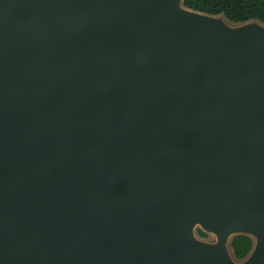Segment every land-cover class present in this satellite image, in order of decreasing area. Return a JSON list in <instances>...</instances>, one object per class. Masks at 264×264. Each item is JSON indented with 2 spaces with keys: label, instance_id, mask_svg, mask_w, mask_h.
I'll list each match as a JSON object with an SVG mask.
<instances>
[{
  "label": "water",
  "instance_id": "95a60500",
  "mask_svg": "<svg viewBox=\"0 0 264 264\" xmlns=\"http://www.w3.org/2000/svg\"><path fill=\"white\" fill-rule=\"evenodd\" d=\"M0 264H264V22L0 0Z\"/></svg>",
  "mask_w": 264,
  "mask_h": 264
},
{
  "label": "trees",
  "instance_id": "16d2710c",
  "mask_svg": "<svg viewBox=\"0 0 264 264\" xmlns=\"http://www.w3.org/2000/svg\"><path fill=\"white\" fill-rule=\"evenodd\" d=\"M189 8L209 14H224L233 22L258 19L264 22V0H185ZM205 235L203 231H199ZM253 241L247 235L235 236L232 247L238 258H244L251 250Z\"/></svg>",
  "mask_w": 264,
  "mask_h": 264
},
{
  "label": "rangeland",
  "instance_id": "374dc122",
  "mask_svg": "<svg viewBox=\"0 0 264 264\" xmlns=\"http://www.w3.org/2000/svg\"><path fill=\"white\" fill-rule=\"evenodd\" d=\"M203 237H205V238H212V236L211 235H209V234H206V235H202Z\"/></svg>",
  "mask_w": 264,
  "mask_h": 264
}]
</instances>
